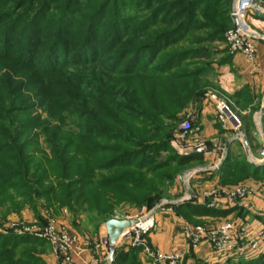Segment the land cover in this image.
Here are the masks:
<instances>
[{
	"label": "rangeland",
	"instance_id": "rangeland-1",
	"mask_svg": "<svg viewBox=\"0 0 264 264\" xmlns=\"http://www.w3.org/2000/svg\"><path fill=\"white\" fill-rule=\"evenodd\" d=\"M232 2L0 0V264H57L52 247L27 230L48 217L96 237L110 219H137L182 198V176L202 154L184 150L180 125L192 118L185 139L200 141V119L186 110L206 102H223L237 127L247 126L255 157L240 137L233 166L261 174L234 186L257 184L264 195V115L252 110L243 122L233 98L249 96H228L215 83V64L236 55L226 38ZM194 70L204 73L202 92L171 111L161 97L169 76ZM256 98L264 107V93ZM218 103L212 119L220 122ZM244 255L228 259L264 264V251ZM103 258L112 264L109 251Z\"/></svg>",
	"mask_w": 264,
	"mask_h": 264
},
{
	"label": "crops",
	"instance_id": "crops-1",
	"mask_svg": "<svg viewBox=\"0 0 264 264\" xmlns=\"http://www.w3.org/2000/svg\"><path fill=\"white\" fill-rule=\"evenodd\" d=\"M258 6L261 13L264 14V0H258ZM247 21L254 33L258 35L257 37H253L257 46L256 60L251 62L244 55L236 54L229 57L226 61L225 59H221L220 64H215L217 70L215 83L219 90L232 97L239 93H241V96H249L241 100L233 98L235 100V107L244 114L242 117L243 122L248 118L245 114L250 113L252 110L257 112L261 110V98L256 97H261V94L264 93V16L260 17L253 7L249 11ZM216 103L206 102L198 108V111L193 108L186 110L188 115H197L198 120L200 119L201 127L203 128L200 133L202 135L201 141L210 148V153L208 155H202L203 158L201 161H197L200 166L193 168L194 171L204 169L192 181V187L197 191L211 190L214 188L221 189L239 183H233L231 179H228V176L223 173L220 166L227 156L226 153L228 155L230 153L233 157L236 156L237 147H234L235 144L232 143L230 145L229 152L227 151V145L233 137L247 133V126H243V123H240L241 125L239 127L233 125L226 126L223 123L221 124V121L217 122L213 120L212 114L216 112ZM240 105H247V107L240 108ZM253 118L256 120V115ZM242 145L246 152L245 144L242 143ZM251 157L255 156L251 154ZM251 157L247 154L248 159ZM215 165H218L219 168L213 169ZM251 185L253 186V192L243 199H240L238 205L227 204L224 195L220 197L217 210L225 211L232 208L235 209L226 216H196L194 223H192L178 215L176 211L170 212V214L165 216H163L164 214H159L158 219L161 221V227L149 234L147 238L148 242L154 248L164 252L170 251L173 247L184 250L186 254L184 264H196L197 262L216 264L214 260L216 259L215 252L208 241L205 239L199 246H193L194 248L189 247L187 246V242L182 239V229L187 224L215 227L230 220L244 224L249 221L251 223L250 225L256 226L260 222L258 217H261V221L263 222L264 195H261V191H258L259 187L257 184L252 183ZM241 211H244L245 215L239 213ZM103 229L101 228L100 235L96 237L82 236L84 251H82L81 255L74 257V264H105L103 263V257L106 251H109L110 255V246L109 243L106 244L103 241L104 237H107L106 226ZM120 250L126 252L138 251V260L141 264H154L152 258L141 247L132 246H118L115 250L113 261H111L112 264L115 263L117 252ZM228 260L230 259H220L217 263L222 264Z\"/></svg>",
	"mask_w": 264,
	"mask_h": 264
},
{
	"label": "built area",
	"instance_id": "built-area-1",
	"mask_svg": "<svg viewBox=\"0 0 264 264\" xmlns=\"http://www.w3.org/2000/svg\"><path fill=\"white\" fill-rule=\"evenodd\" d=\"M254 0H234L230 11L233 20V26L227 31L226 38L232 53L242 54L249 61L254 62L257 58V46L253 40V29L249 25L247 18L249 11L254 7ZM218 115L224 125L237 126L238 121L232 115L229 108L223 102L218 103ZM193 133L192 118H188L180 125L179 143L185 141L184 150L195 151L202 155H208L210 152L207 146L201 140L192 138L195 141L189 142L185 139L187 134ZM215 165L213 169H218ZM204 169L186 172L182 176L183 188L186 194L175 201L173 205L161 206L152 210L149 214L131 219L133 224L122 233V239L119 246L141 247L145 253L152 258L154 264H184V250L173 247L170 251L164 252L150 245L147 238L150 233L158 227V215L162 212H172L177 205L194 202L207 208H217L219 199L224 195L227 204L238 205L240 199L250 195L253 192L251 184H239L225 188H214L211 190L197 191L192 187V181L196 176L202 173ZM28 231H37L38 235L47 240L53 251L57 264H74V257L81 255L84 251L81 236L70 229L65 223L56 221L53 217L47 218V224L44 228H28ZM182 239L185 242L193 243V246H199L206 239L212 246L215 254L221 255L222 259H228L233 254L244 256H254L264 251V222H258L256 226L246 225L236 221H225L219 226L212 227L209 231L202 225H185L181 232ZM108 243L107 237L103 239ZM246 242V243H245ZM245 243L244 245H240Z\"/></svg>",
	"mask_w": 264,
	"mask_h": 264
},
{
	"label": "trees",
	"instance_id": "trees-1",
	"mask_svg": "<svg viewBox=\"0 0 264 264\" xmlns=\"http://www.w3.org/2000/svg\"><path fill=\"white\" fill-rule=\"evenodd\" d=\"M231 1L229 2L230 5ZM231 7H226V15L228 16V26L227 31L233 26V20L230 15ZM156 54H158L159 51H154ZM203 72H198V70L194 71H186L177 73L175 75L169 76L172 83L169 84L168 87L163 88V91H161V97L163 103L167 104L173 111L174 109L182 110L185 108L187 103L193 99L196 95L200 94L202 92V80L201 76ZM185 105V106H184ZM164 113V111H162ZM203 157L201 155H194V157L191 158V160L197 159L198 161H201ZM233 159L234 157L229 153L228 158L225 161V164L221 167V170L223 173L228 176V179H231L233 183H238L239 181L246 178L247 174L250 172L253 175L257 176L258 173L261 174V170L257 169V172L254 171V169L246 164V166L236 165L233 166ZM190 160V161H191ZM189 162V161H188ZM111 188L109 185L108 187ZM3 191V189H2ZM109 194V191H107ZM120 196V194H118ZM175 210L178 215L184 217L188 221L194 223L196 216H205V215H211V216H226L235 209H229L225 211H219L215 208H207L204 206H201L200 204L194 203V202H186L179 204L175 207ZM40 243L49 244L50 243L45 239H38ZM51 246V245H50ZM261 258L256 261H260ZM115 264H141L138 260V251H118L115 259ZM196 264H204L202 262H197ZM220 264V263H218ZM222 264H249L248 261H239L235 262L232 260H228L225 263Z\"/></svg>",
	"mask_w": 264,
	"mask_h": 264
},
{
	"label": "water",
	"instance_id": "water-1",
	"mask_svg": "<svg viewBox=\"0 0 264 264\" xmlns=\"http://www.w3.org/2000/svg\"><path fill=\"white\" fill-rule=\"evenodd\" d=\"M253 5L254 8L257 12V14L260 17H263L264 14L261 13L259 6H258V0H254L253 1ZM253 37H257L258 35H256L255 33H253L252 35ZM264 115V107L261 108L259 114H258V118H261ZM240 137L245 139V147L247 149V153L249 155V157H251L250 153H249V142L247 141L246 137L244 135H240V136H236L234 137L229 144L227 145V151L229 152V147L230 145L234 142V140L239 139ZM226 157L225 159L222 161V164L224 163V161H226V159L228 158V153H226ZM250 159V158H249ZM253 163L257 164L258 162H256L254 159L250 160ZM133 224L132 220H120V219H110L105 223L106 226V230H107V239H108V243L110 246V260L113 261V257H114V253L116 248L119 246V244L121 243V239H122V233L127 230L128 228H130Z\"/></svg>",
	"mask_w": 264,
	"mask_h": 264
}]
</instances>
